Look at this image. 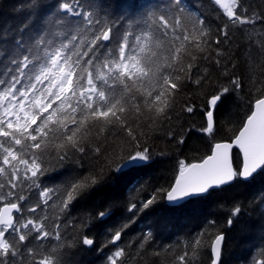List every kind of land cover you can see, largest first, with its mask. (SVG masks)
Returning <instances> with one entry per match:
<instances>
[{
  "label": "snow or ice",
  "instance_id": "obj_1",
  "mask_svg": "<svg viewBox=\"0 0 264 264\" xmlns=\"http://www.w3.org/2000/svg\"><path fill=\"white\" fill-rule=\"evenodd\" d=\"M214 4L227 18L215 29L186 0H146L142 11L115 18L99 0H37L17 28H0V264H69L73 249L95 244L79 234L71 216L75 205L109 174L121 179L163 156L144 140L142 129L159 131L174 114L180 118L176 102L186 83L202 86L207 79L193 80V69L200 72L197 60H208L214 44L219 66L230 27L264 24V16L249 14L241 0ZM225 75L227 85L209 92L202 107L186 102L180 113H198L203 123L189 131L214 139L220 109L245 93L240 126L228 140L214 142L198 162L180 161L169 187L128 203L127 221L104 245L116 246L107 264H127L128 253L118 242L158 198L183 206L264 178V78L246 81L227 69ZM117 133L124 142L109 143ZM167 135L185 143L183 135ZM44 178L53 183L45 185ZM242 214L241 206L233 205L226 227ZM109 216L107 210L97 213L101 221ZM207 226L214 231L196 234L173 264H198L205 235L210 264H224L228 234L215 230V220ZM253 264H264V253Z\"/></svg>",
  "mask_w": 264,
  "mask_h": 264
},
{
  "label": "trees",
  "instance_id": "obj_2",
  "mask_svg": "<svg viewBox=\"0 0 264 264\" xmlns=\"http://www.w3.org/2000/svg\"><path fill=\"white\" fill-rule=\"evenodd\" d=\"M37 0H0V28L10 26L17 28L29 16ZM52 3V0H44ZM103 7L112 13L113 18L121 13H138L143 10L146 0H99ZM155 2V0H153ZM249 14L255 17L264 16V0H241ZM190 10L203 14L207 22L215 29L227 23L222 9L211 0H186ZM39 23V20L33 16ZM251 34V39H250ZM230 39L222 43L220 49L224 52L220 65L214 62L216 45H212L208 60H197L200 72L193 69V80L205 75L202 86L191 81L182 89V94L176 102V113L170 124H164L159 131L142 129L146 134L144 140L154 149L157 155L151 167L140 172L117 179L109 174L105 180L89 195L80 200L71 212L77 221L80 235H88L95 240L92 248L77 246L69 255V264H107V257L115 251L116 246L105 243L110 233L127 221L129 213L126 207L130 201H139L157 188H167L174 180L180 161L198 162L210 152L214 142L228 140L240 126L243 114L246 112L245 102L248 96L238 94L239 98H229L220 109L218 118L220 129L214 139L190 129H199L203 123L197 113L189 117L180 113V108L186 103L202 107L206 95L219 85H227V74L240 75L246 81L264 78V24L254 26L230 27ZM259 41V43L257 42ZM247 92V89H245ZM253 97L257 95L255 91ZM172 131L175 135H183L185 143L177 144L167 135ZM124 142V137L113 135L111 142ZM234 163H239V154L234 151ZM55 175V173H50ZM43 183L50 185L51 179L44 178ZM59 183V181H56ZM264 178L257 177L252 184H237L225 191H220L205 199H194L183 206L169 207L166 201L158 198L145 213L140 214L134 223L130 224L119 243L128 253L127 264H173L174 258L182 253L184 246L202 230L211 232L207 226L208 220L217 222V229L227 232V243L224 252V264H253L256 257L264 253ZM239 205L243 214L238 217V223L232 228L226 227V218L233 205ZM108 211L109 217L103 221L97 218V213ZM55 211V210H51ZM151 233L148 239L144 237ZM143 243V247L140 244ZM209 237H202V249L198 264H210L208 250ZM159 253V255H157Z\"/></svg>",
  "mask_w": 264,
  "mask_h": 264
},
{
  "label": "water",
  "instance_id": "obj_3",
  "mask_svg": "<svg viewBox=\"0 0 264 264\" xmlns=\"http://www.w3.org/2000/svg\"><path fill=\"white\" fill-rule=\"evenodd\" d=\"M211 1L214 2V0H211ZM232 151H233V153H234V151H235L236 153H238V150L235 149V148H234ZM238 154H239V153H238ZM184 203H186V202H184ZM184 203H183V204H184ZM166 204H167L169 207H177V206L169 205L167 202H166ZM119 243H120V242H118V244H119Z\"/></svg>",
  "mask_w": 264,
  "mask_h": 264
}]
</instances>
